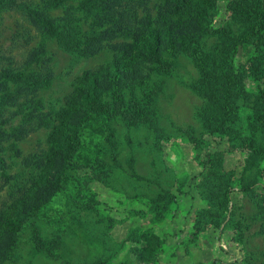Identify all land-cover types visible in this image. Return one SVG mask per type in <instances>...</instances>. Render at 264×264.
I'll use <instances>...</instances> for the list:
<instances>
[{
    "label": "rangeland",
    "instance_id": "1",
    "mask_svg": "<svg viewBox=\"0 0 264 264\" xmlns=\"http://www.w3.org/2000/svg\"><path fill=\"white\" fill-rule=\"evenodd\" d=\"M259 11L264 25V0H0V264H264ZM175 23L138 73L90 82L141 57L123 52L133 33ZM53 150L63 186L20 213Z\"/></svg>",
    "mask_w": 264,
    "mask_h": 264
},
{
    "label": "trees",
    "instance_id": "2",
    "mask_svg": "<svg viewBox=\"0 0 264 264\" xmlns=\"http://www.w3.org/2000/svg\"><path fill=\"white\" fill-rule=\"evenodd\" d=\"M51 1H59V0H51ZM99 4L104 5L106 7L107 11H110L112 14L116 11L117 5L120 3V0H98ZM168 7L170 8H177L178 6L171 2L168 4ZM263 15V11H259V15H253V22L251 24V28L248 30L249 34L246 35L248 38L247 40L254 43V39H256L258 34L262 32L264 25L263 21L261 19V16ZM180 28V24H168L166 26L162 27H150L147 29H144L142 31H139L138 33H133V36L135 37V45L133 48L128 47V49H120L116 47L114 48L115 51L118 50H124L126 54L131 52V50L135 49L137 54L141 56L138 58L131 59L130 62H124V61H116L114 60L112 63L108 64L105 67V74L94 73L92 75H98L91 78L90 82L98 83L100 78L103 77V75H113V80L121 78H127L130 75H135L138 73L139 65L141 62H153L149 60L150 58H156L159 51H163V47L167 44L173 43V41L178 39V29ZM256 34V35H255ZM263 36V33L260 34ZM264 39V36H263ZM264 42V41H263ZM100 47H96L88 50L89 54L100 52L99 50H102ZM254 61L257 65L260 64L258 67V70L261 68H264V44L257 47V56L255 57ZM121 75V76H119ZM231 80L227 78V83H230ZM213 99L215 96H212ZM211 97V98H212ZM81 118V113L79 111V108L77 111L73 110L70 111L68 114V118L66 119V122L70 125H78ZM87 129L100 133L99 128L92 127L90 124L85 123L84 124ZM57 151L53 150V155L49 158V162L47 163L50 171H46V176L44 180H38L36 181L31 189L25 193L19 202L16 204V207L20 210V213H35L39 208H41L42 205H44L46 202H48L52 196L56 193L57 189H59L61 186H63V178L62 175V158L60 156L56 160ZM17 210V209H16Z\"/></svg>",
    "mask_w": 264,
    "mask_h": 264
}]
</instances>
